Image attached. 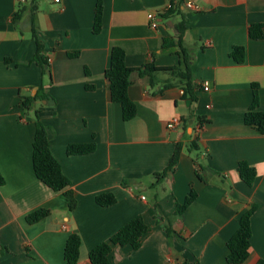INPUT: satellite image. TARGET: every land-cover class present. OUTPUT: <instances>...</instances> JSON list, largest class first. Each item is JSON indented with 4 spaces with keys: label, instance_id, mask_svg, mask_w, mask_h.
Masks as SVG:
<instances>
[{
    "label": "crops",
    "instance_id": "1",
    "mask_svg": "<svg viewBox=\"0 0 264 264\" xmlns=\"http://www.w3.org/2000/svg\"><path fill=\"white\" fill-rule=\"evenodd\" d=\"M102 1L99 34L93 32L98 0L38 2L34 26L50 65L44 75L33 62L37 45L29 1L0 0V173L5 181L0 264H66L73 233L82 238L79 264H91L89 252L138 216L150 232L139 250L114 246L112 264H228L227 243L242 214L253 207L250 254L243 264L264 261V135L244 122L253 85L264 111V36L249 35L252 25L264 26V0H183L181 13L169 12L175 8L172 0ZM149 13L158 15L156 29ZM182 15L188 20L183 45L193 58L196 100L185 96L183 85L162 91L166 82H178L169 74L155 73L152 86L136 72L129 96L137 115L125 121L105 77L112 49L122 48L132 69L178 66L181 50L173 43ZM234 47L246 49L245 63L233 60ZM40 87L52 99L37 101L36 109L76 194L73 212L62 193L39 181L33 169L36 115L22 108L20 94L36 96ZM174 119L180 123L169 129ZM194 141L197 150L190 149ZM90 143L96 145L91 154L67 152L70 145ZM178 144L183 150L174 171L155 186V174L168 167ZM241 161L257 171L252 187L240 178ZM192 188L196 201L177 216V204ZM106 193L116 197L115 205L97 204V196ZM39 209L51 213L28 223L27 216ZM169 224L173 238L166 231Z\"/></svg>",
    "mask_w": 264,
    "mask_h": 264
},
{
    "label": "trees",
    "instance_id": "2",
    "mask_svg": "<svg viewBox=\"0 0 264 264\" xmlns=\"http://www.w3.org/2000/svg\"><path fill=\"white\" fill-rule=\"evenodd\" d=\"M28 9L32 13V37L36 42L37 50L34 56L33 62H35L41 69L43 74H47L50 68L49 61L44 55V46L40 42L37 35V30L34 26L35 12L37 11V4L40 0H28ZM183 0H172V7L175 8L169 11L174 13L178 11L181 13V6ZM24 9L21 8L16 16L13 18V22L16 23L20 20ZM103 1L98 0L95 11V21L93 32L99 34L102 30L103 21ZM263 25H252L249 29L250 38L253 40L263 39L264 32ZM178 38L175 43L180 47V64L178 66L169 68H157L154 65L148 64L146 70L132 69L126 64V53L120 47H114L111 53V62L109 68L105 72V77L109 82L112 101L119 103L123 109V118L125 121L134 119L137 115V106L131 100L129 96V89L133 84V74L138 72L142 76H146L149 79V83L154 85V74L163 72L169 74L172 79L178 81L173 83L172 81L166 82L164 89H170L177 85H183L184 94L186 97L195 101L194 90L196 85L194 83V76L192 71V55L184 48L183 42L186 32L188 30V20L182 15V20L177 26ZM172 44V43H171ZM75 55V54H74ZM73 55V56H74ZM231 57L238 64L245 63L246 49L244 47H234L231 52ZM9 61V60H8ZM21 106L26 111H34L36 115V134L33 142V169L35 175L39 181L45 184L49 189L56 193H62L66 199L69 212L76 210L78 206V200L75 192L71 189V182L64 175L61 165L54 157L51 151V143L48 136L46 126L40 121L39 111L36 109L37 101H44L52 99L43 87H40L36 96H22ZM260 96L259 88L257 85H253V102L249 111L245 114V125L254 128L261 135H264V111L259 110ZM201 124L205 123L204 119H200ZM197 150L196 142H192L190 149ZM96 145L79 144L70 145L67 148L69 155H87L95 151ZM183 150L182 144L176 146L175 152L170 160L168 167L161 173L155 174L156 182L155 186L161 184L164 179L174 171L181 153ZM206 170H209L206 168ZM238 172L241 180L249 187H252L256 181L257 171L247 161H241L238 165ZM5 181L0 173V185H4ZM198 192L195 189H191L189 196L186 198L183 204H177V216L182 217L185 211L196 201ZM96 202L102 207H111L116 204V197L111 193H106L97 196ZM256 208L253 207L240 217V226L237 232L228 241L227 247L229 250L227 256L228 264H243L249 257L252 238V217ZM50 210L39 209L27 216V221L30 224H35L50 215ZM166 231L169 238H173L175 232L171 225L166 227ZM150 232V227L145 223L143 217L138 216L124 225L109 241L103 242L96 246L89 252V259L91 264H112L110 255L114 246L121 247L131 246L134 250H139L142 246L143 240ZM82 248V238L80 235L73 233L69 236L65 248L64 258L66 264H79ZM187 264V263H185ZM258 264H264V261H260Z\"/></svg>",
    "mask_w": 264,
    "mask_h": 264
},
{
    "label": "built area",
    "instance_id": "3",
    "mask_svg": "<svg viewBox=\"0 0 264 264\" xmlns=\"http://www.w3.org/2000/svg\"><path fill=\"white\" fill-rule=\"evenodd\" d=\"M61 0H55L56 3H60ZM171 8V6H170ZM188 8H193L192 4H188ZM148 21L150 23V26L152 29H156L159 25V21H158V15L155 13H149L148 14ZM204 90L208 91L209 90V86L208 84H205L204 86ZM180 123V120L178 119H174L171 122L168 123V128L169 129H174L178 124ZM145 197H142V200H145Z\"/></svg>",
    "mask_w": 264,
    "mask_h": 264
}]
</instances>
